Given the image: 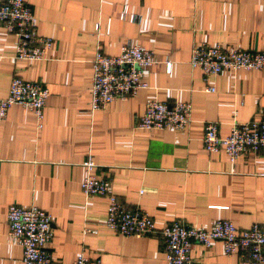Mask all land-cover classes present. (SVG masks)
<instances>
[{
	"label": "crops",
	"instance_id": "crops-1",
	"mask_svg": "<svg viewBox=\"0 0 264 264\" xmlns=\"http://www.w3.org/2000/svg\"><path fill=\"white\" fill-rule=\"evenodd\" d=\"M23 2L36 19L35 34L50 38L52 46L43 62L15 61L16 39L0 27V98L12 77L41 83L49 96L39 130L32 112L19 106L0 121V264L21 260V249L6 236L11 205L48 214L51 264H71L80 253L101 264H164L158 236H119L103 226L106 197L83 198L79 183L87 156L96 166L91 174L108 180L109 194L144 211L155 230L173 221L208 229L226 220L238 230L264 223V152L229 163L222 151L209 154L201 146L207 123L224 138L232 123L264 118V71H223L204 81L188 65L199 44L264 52V0ZM124 6L139 21L120 20ZM128 40L153 54L141 75L147 88L90 114L95 48L116 56ZM164 59L172 64L170 75ZM207 86L214 93H204ZM150 100L189 103L187 128L135 129ZM190 258L192 264H239L219 242L207 249L192 245Z\"/></svg>",
	"mask_w": 264,
	"mask_h": 264
},
{
	"label": "built area",
	"instance_id": "built-area-1",
	"mask_svg": "<svg viewBox=\"0 0 264 264\" xmlns=\"http://www.w3.org/2000/svg\"><path fill=\"white\" fill-rule=\"evenodd\" d=\"M119 19L139 21L138 16L127 14L124 6ZM36 19L23 0H0V27L15 37L13 60L40 63L52 46L50 38L35 34ZM97 24L95 31H97ZM98 35L95 34V37ZM154 63L153 54L144 48L126 41L116 56H105L97 46L91 61L88 112L105 110L114 101L131 98L140 89L147 88L142 82V70ZM167 75L171 73V62L163 60ZM188 65L201 72L204 81L223 71H264V52L246 50H223L218 45L199 44L190 51ZM204 93H214L207 86ZM49 96L48 89L38 82H26L17 77L9 81L6 96L0 98V121L11 106L30 110L41 128L43 108ZM190 104L175 102L166 105L156 100L147 101L142 115L134 128L182 132L189 122ZM202 149L209 154L222 151L228 162L233 163L244 154L264 152V118L242 124L232 123L228 135L220 138L215 123L204 126L201 138ZM84 176L79 183L83 198L106 197L107 208L103 226L124 238L158 236L161 240L164 264H192V245L207 249L219 242L223 254H235L239 264H264V223L252 224L238 230L226 220L215 221L208 229H197L173 221L155 230L151 218L137 207L126 208L109 194V182L104 177L91 174L96 166L87 156L81 164ZM6 236L21 249L20 264H51L47 245L51 239L50 217L45 212L30 206L21 208L8 206L5 212ZM86 232V231H85ZM71 264H101L99 258L89 259L78 254Z\"/></svg>",
	"mask_w": 264,
	"mask_h": 264
}]
</instances>
